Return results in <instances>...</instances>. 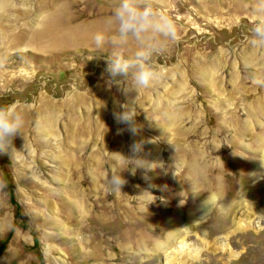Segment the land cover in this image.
<instances>
[{
    "label": "rangeland",
    "instance_id": "374dc122",
    "mask_svg": "<svg viewBox=\"0 0 264 264\" xmlns=\"http://www.w3.org/2000/svg\"><path fill=\"white\" fill-rule=\"evenodd\" d=\"M116 3L0 0V106L25 120L0 154V264H162L175 244L184 264H264L257 0H154L180 40L153 56L160 78L127 95L106 58L138 45L93 43ZM123 107L135 136L114 119ZM141 141L144 165H128Z\"/></svg>",
    "mask_w": 264,
    "mask_h": 264
},
{
    "label": "clouds",
    "instance_id": "9594fccd",
    "mask_svg": "<svg viewBox=\"0 0 264 264\" xmlns=\"http://www.w3.org/2000/svg\"><path fill=\"white\" fill-rule=\"evenodd\" d=\"M153 5L154 0H117L106 22L108 31H98L93 36V43L99 52H103L106 46L122 49L130 40L138 45L130 56L116 52L111 58H106L105 72L109 83L120 86L130 78L131 86L127 89L121 88L125 95L139 88H148L159 79L160 73L154 70L151 64L153 56L159 54L168 42L178 43L180 40L175 22L158 13ZM255 12L264 17V0H257ZM250 31V46L264 49V19L256 21ZM253 83L264 87V77L255 79ZM136 115V111L124 107L122 111L113 113L115 121L125 125L126 130L133 136L140 132V126L135 120ZM24 124V116L16 107L0 106V154L11 153L12 142L16 136L21 135ZM142 150V141L131 145L132 155L126 158L128 165H144L138 155ZM120 172L108 177L107 182L111 190L121 191L127 183ZM7 187L6 179L0 178V192L5 191ZM206 205L209 207L210 203L206 201Z\"/></svg>",
    "mask_w": 264,
    "mask_h": 264
},
{
    "label": "bare ground",
    "instance_id": "6f19581e",
    "mask_svg": "<svg viewBox=\"0 0 264 264\" xmlns=\"http://www.w3.org/2000/svg\"><path fill=\"white\" fill-rule=\"evenodd\" d=\"M74 4V3H73ZM23 13V12H22ZM93 32H95V30L93 31ZM171 236V235H170ZM169 236V237H170ZM169 239V238H168ZM159 248H160V243H157L156 244ZM158 248V249H159ZM174 254L175 255H173V257L171 256L170 257V255L169 254H166L165 255V260L163 261V263L162 264H176V262H178V263H180V264H184V261L182 260V259H180V256H179V254H182V252H184L185 250H184V248H183V246H179V247H177V252H176V244L174 245ZM187 255L188 256H190L191 258H195L196 257V254H194V253H192V252H188L187 253Z\"/></svg>",
    "mask_w": 264,
    "mask_h": 264
}]
</instances>
